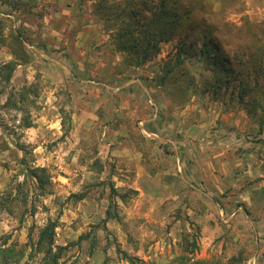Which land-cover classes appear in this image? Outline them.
Segmentation results:
<instances>
[{
    "label": "rangeland",
    "instance_id": "1",
    "mask_svg": "<svg viewBox=\"0 0 264 264\" xmlns=\"http://www.w3.org/2000/svg\"><path fill=\"white\" fill-rule=\"evenodd\" d=\"M154 1L0 0V66L18 64L0 79V249L57 220L59 264H264V0H177L180 31L132 65L105 14L146 21Z\"/></svg>",
    "mask_w": 264,
    "mask_h": 264
},
{
    "label": "trees",
    "instance_id": "2",
    "mask_svg": "<svg viewBox=\"0 0 264 264\" xmlns=\"http://www.w3.org/2000/svg\"><path fill=\"white\" fill-rule=\"evenodd\" d=\"M177 0H155L153 2V11L150 19L146 21H140L137 19L138 13L134 10H122L121 12H113L108 16L105 14V20L110 21L111 17L114 19L115 32L112 35L113 45L116 51L128 54L130 56L129 62L132 65H141L144 62L151 59L158 51L159 44L167 42L172 39L180 31L179 10L175 5ZM109 7L105 3H101L98 7V11L102 13V10H109ZM104 19V18H103ZM20 35L13 37V40L18 42L19 46H16V50H12L11 54L18 58V51L22 53V43L19 40ZM208 44L213 45L211 42ZM203 55L210 56V50L207 45L204 44ZM214 58H218L217 54L212 55ZM18 64L15 62H8L0 66V79L4 84H8L13 75V72ZM220 66V65H219ZM177 64H172L170 67L164 70V74L161 80H166L170 74L175 70ZM224 68V67H223ZM224 71H227L224 68ZM17 96V100H12V97ZM26 92H18L15 94H9L6 98L5 104L11 108L20 111L23 114V103L27 100ZM21 127H31V121L29 116L24 118L23 123L21 119ZM26 173L28 177L34 182V190L40 196H44L49 193V177L44 168H27ZM19 189L20 186H17ZM81 199V198H80ZM1 200L0 204H4ZM57 227V220H49L47 223L37 231L35 240L31 239L28 235V242L23 247L16 245H8L0 249V264H26L23 260L25 257L26 247L29 249L27 253L28 258L40 256V264H59L62 258L65 247L55 245V229ZM3 243L2 245H4ZM125 259L131 260L124 252H121ZM243 257L239 254L237 256L230 257L225 263H219L218 261H200L192 260L187 256H178L172 260L169 264H242Z\"/></svg>",
    "mask_w": 264,
    "mask_h": 264
},
{
    "label": "clouds",
    "instance_id": "3",
    "mask_svg": "<svg viewBox=\"0 0 264 264\" xmlns=\"http://www.w3.org/2000/svg\"><path fill=\"white\" fill-rule=\"evenodd\" d=\"M52 127H55V125H52ZM37 151H39V149H36Z\"/></svg>",
    "mask_w": 264,
    "mask_h": 264
}]
</instances>
